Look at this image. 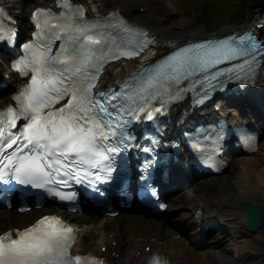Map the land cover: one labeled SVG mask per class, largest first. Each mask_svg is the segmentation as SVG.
I'll use <instances>...</instances> for the list:
<instances>
[{"label":"snow or ice","instance_id":"1","mask_svg":"<svg viewBox=\"0 0 264 264\" xmlns=\"http://www.w3.org/2000/svg\"><path fill=\"white\" fill-rule=\"evenodd\" d=\"M57 3L60 12L33 10V38L20 45L23 53L13 59V67L28 82L13 93L14 104L0 108V182L9 188L42 189L69 201L78 196L75 184L102 195L105 183H130L125 153L136 147L145 156L135 179L145 194L156 197L152 173L161 146L173 143L162 135L159 114L189 91L199 93L195 105L229 83L254 85L264 66V39L247 30L171 42L166 54L142 62L119 85L97 90L101 65L118 59L117 54L138 55L151 39L147 28L127 21L118 10L90 18L82 5ZM132 33L135 39L128 38ZM17 35L15 17L0 2V41L14 45ZM57 38L60 47L53 49ZM154 120L139 137L135 134L134 122ZM213 128L219 139L224 127ZM239 131L249 135L244 127ZM203 132L197 129L207 139ZM201 139L190 143L203 152ZM202 163L216 167L207 156ZM76 235L59 217L44 215L15 234L11 229L0 233V264H104L98 257L71 253Z\"/></svg>","mask_w":264,"mask_h":264},{"label":"bare ground","instance_id":"2","mask_svg":"<svg viewBox=\"0 0 264 264\" xmlns=\"http://www.w3.org/2000/svg\"><path fill=\"white\" fill-rule=\"evenodd\" d=\"M42 1L43 4H48L51 0ZM76 2L90 3L99 14H104L110 9H116L130 21L146 26L149 34L153 36L151 46L142 55V58L118 60L105 66L97 81L101 88L119 81L122 76L134 69L136 63L142 62V59H151L165 52L169 42H180L188 37H205L212 34L239 31L251 27L253 24L245 23L238 29L222 26L213 32L189 31L185 29V21L180 19L163 28L160 26L163 20H159L156 14L162 8L166 10L173 8L171 0H76ZM36 3L38 0H19L10 2L9 7L15 11L17 19L26 25L30 11L32 7L37 5ZM141 7L144 9L143 11H140ZM87 14L92 15L89 8ZM259 37L264 39V26L259 30ZM1 57L6 60L4 55ZM6 72H8L7 76L0 68V80L9 82L8 87H0V104L10 101V90H12L13 84L21 82L11 69ZM259 77H261L259 78V88H262L264 85V66L261 67V76ZM253 99H255L254 101L257 100L255 96ZM187 103L188 100H184L176 104L171 111L172 115H177L181 108L186 107ZM208 106L210 107V104ZM241 106L238 105L236 108ZM209 107L197 109L195 113L208 110ZM248 111L250 110L248 109ZM254 116L252 111L249 115L247 112L249 120H253L252 117ZM236 119L239 120L238 114L233 109L231 120ZM257 119L260 118L257 117ZM259 131L263 133L264 126H261ZM238 153L235 166L239 167V172L232 180L224 178L215 181L216 192L212 197L206 198L190 191L189 194L182 195V198L178 199L177 195L170 193L167 197L168 203L159 218L150 217L149 215L152 213L148 211L143 214L134 212L115 217L92 216L89 223L78 226L80 238L72 247V253H92L103 258L108 264H146L152 254L162 255L171 264H243L246 254H264V246L255 241H264L261 229H259L261 226L253 231L247 230L243 224L245 213L242 209L244 201L256 205L260 211L261 225L264 224V164L260 165L262 158L256 151ZM224 158L228 161L227 166L233 162L230 154L225 155ZM258 165L261 167L259 168ZM190 177L191 173L187 168L177 170L174 178L170 180L172 183H165V192H169L176 184L185 179H190ZM169 186L172 188L168 189ZM46 208L49 206H45L44 209ZM40 209L30 210L28 214L30 220L27 224L37 217L33 215ZM178 209L181 211L174 218L171 220L166 218V212H173ZM44 213L50 212H41L38 215ZM19 214L24 215L26 212L19 213L16 208H0V222L5 220L6 223L4 229L12 230L15 227H24L26 224L16 225L12 221L13 216H20ZM179 223L189 226V240L186 243L183 242L182 225ZM221 224L224 226L223 228H220L222 227ZM215 228L221 229L223 233L217 238L214 236L209 238L211 245L199 249L198 260L190 258L186 250L190 243L204 244L209 232ZM140 229L142 232H135ZM208 236L210 237V235ZM122 245L124 247L133 245L128 255L119 252L122 251Z\"/></svg>","mask_w":264,"mask_h":264},{"label":"rangeland","instance_id":"3","mask_svg":"<svg viewBox=\"0 0 264 264\" xmlns=\"http://www.w3.org/2000/svg\"><path fill=\"white\" fill-rule=\"evenodd\" d=\"M173 8H170L169 10L166 9H160L158 13L156 14V17L159 20H163V23L160 24L161 27L165 28L172 24L175 21H178L180 19H183L185 21V29L189 31H194V30H204L206 32H213L217 31L220 27L222 26H228L229 28H240L242 27L245 23H254L258 22V20H263L264 19V3L261 0H257L254 2L250 3V6L247 10L240 11L239 10V0H171ZM224 4L229 5V12L227 9L223 8ZM218 8L215 15L213 18L209 16H200L201 13L207 12L210 10V8L213 6ZM144 9L141 8L140 11H143ZM206 21V22H205ZM0 68L2 72H4V75L6 76L7 73H5L8 70V65L2 61L1 59V53H0ZM6 83H9L6 81ZM247 104V103H246ZM252 110L249 107H246V110L248 111ZM262 158L261 164H264V133L261 134V138L259 140V148L256 151ZM239 153L231 154L230 156L233 158V162L230 163V165L220 174H215V175H208L199 178L195 182L191 183L188 187H185L183 189L178 190L174 195H177L178 199L182 198V195L189 194L191 191L195 195L203 196L206 198L212 197L215 192H216V185L215 181H220L224 178L228 180H232V178L235 177V175L239 172V167L235 166V163L237 162V157ZM258 165L260 168L261 166ZM186 197V196H185ZM184 197V198H185ZM43 209L38 210L39 212L35 213L33 216H37L41 212H46V211H58L60 213H64L63 211L51 209V208H46L42 207ZM181 210H176V212H166L165 216L168 220H171L174 218L178 212ZM30 211L26 212V214L20 216H13L14 223L16 225H24L27 222H29L30 216L28 215ZM122 214H127V212H123ZM97 215L98 217H102L103 215H99L97 213H90V214H76L77 217H82L85 219V223H89V220L91 219L92 216ZM175 215V216H174ZM71 220L74 221L75 215L70 214L69 215ZM150 217H156L159 218L162 215H153L150 214ZM85 223H80L85 224ZM182 225V223H179ZM6 226L5 220L0 222V231L3 230ZM86 226H89V224H86ZM188 225H182V236H183V242L186 243V241L189 240V234H188ZM261 229V234L264 237V224L261 225L259 228ZM136 233L142 232V230H136ZM221 231L215 232L213 230L210 232V237L207 235V239L204 244H198L195 245L193 243H190L189 247L186 249L188 252V256L190 258L198 260L199 257V249H203L206 247H209L211 244L209 238L211 236H214V238H217L218 236L221 235ZM88 239V237H87ZM257 243H260L261 245L264 246V241L260 240H255ZM181 243V242H179ZM182 244V243H181ZM115 245V244H114ZM122 251H119L120 253H123V255H128L130 253L131 247L127 246L124 247L122 245ZM243 264H264V254L256 255V254H246L245 261Z\"/></svg>","mask_w":264,"mask_h":264},{"label":"water","instance_id":"4","mask_svg":"<svg viewBox=\"0 0 264 264\" xmlns=\"http://www.w3.org/2000/svg\"><path fill=\"white\" fill-rule=\"evenodd\" d=\"M242 209L245 213L244 226L247 230L253 231L261 226L259 208L248 201L242 203Z\"/></svg>","mask_w":264,"mask_h":264},{"label":"trees","instance_id":"5","mask_svg":"<svg viewBox=\"0 0 264 264\" xmlns=\"http://www.w3.org/2000/svg\"><path fill=\"white\" fill-rule=\"evenodd\" d=\"M254 1H257V0H239V4H238L239 10L240 11L247 10L249 8V6H250V3L254 2ZM261 1H263V3H264V0H261ZM223 8L227 9L228 13H230L228 4H224ZM217 9L218 8H216V6L215 7L212 6L209 11L201 13L200 16L201 15L202 16H209V17L213 18V16L215 15Z\"/></svg>","mask_w":264,"mask_h":264}]
</instances>
